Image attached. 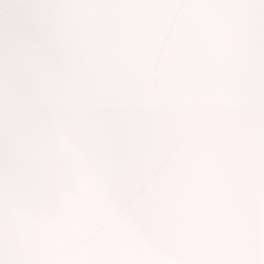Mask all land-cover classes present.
<instances>
[{
    "label": "snow or ice",
    "instance_id": "obj_1",
    "mask_svg": "<svg viewBox=\"0 0 264 264\" xmlns=\"http://www.w3.org/2000/svg\"><path fill=\"white\" fill-rule=\"evenodd\" d=\"M0 264H264V0H0Z\"/></svg>",
    "mask_w": 264,
    "mask_h": 264
}]
</instances>
